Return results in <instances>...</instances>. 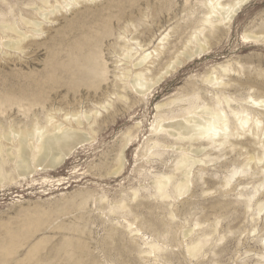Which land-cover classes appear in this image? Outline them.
<instances>
[{"label":"rangeland","instance_id":"rangeland-1","mask_svg":"<svg viewBox=\"0 0 264 264\" xmlns=\"http://www.w3.org/2000/svg\"><path fill=\"white\" fill-rule=\"evenodd\" d=\"M8 1L12 2L17 15L18 1ZM117 1H89L69 13L62 11L51 15L54 22H43L46 35L27 39L25 43L38 44L40 48L33 46L20 54L0 47V91L17 90L36 79L46 81V76L57 68H51L50 53L42 42L47 44L51 38V45L54 41L67 40L66 37L76 35L85 26L108 21L109 8ZM200 1L203 0H189L188 3L186 0H171L166 10L157 14L155 19L148 17L147 24L137 28L132 35L144 41L151 35L148 33L151 29L153 38L147 48L149 52L158 45L162 35L170 33V41L174 42L177 27L186 26L189 21L202 16ZM152 4L154 8L159 5L155 1ZM139 5L141 7L135 9L127 7L126 12L131 14L134 11L138 15L140 10L145 9L146 0ZM19 7L21 9V5ZM3 17L9 22V6L0 2V20ZM229 29L222 27L218 37H210L204 54L194 56L177 72L168 74L159 85L147 92L145 100L129 90L131 102L120 100L116 95L105 101L103 94L112 89L116 81L114 76L122 65L117 63L119 58L110 52L109 45L103 51L110 71L109 81L97 93L89 90L84 82H80V88L73 91L71 87L77 84L69 75L56 71L57 79L44 87L48 104L46 102L44 111L41 107L35 109L39 114L38 122L42 126L47 124L43 112L53 114L54 123L65 121L66 114L71 112L90 115L89 120L82 119L85 128L95 119L98 122L93 125L94 135L86 133L90 140L76 147L57 168L40 165L37 169L32 168L35 171L26 178L20 176L21 170L15 169L8 156L9 148L12 149L15 144L13 133L8 132L2 139L6 153L0 156L4 171V180L0 181V247L13 241L16 248L14 260L5 264H68L63 259V250L69 244L85 249L86 263L92 260L97 264H257L259 261L264 264V211L259 216L257 212V203L264 201L263 176L256 172L254 165L251 175L237 176L232 185H226V177L235 167H230V162L237 158L239 163L235 168L239 167L247 159L245 149L234 151L229 146L224 149L208 146L206 152L200 155L208 163L204 166L206 172L201 174L203 178L197 177L200 168L197 165L190 192L170 201V205L158 198L153 188L157 176L168 173L173 175L174 181L182 179V173L173 168L180 152L164 147L153 148L157 137L153 126L169 112L168 108L159 110V104L184 97L194 86L201 87L203 97H209L204 90L209 88L211 91V87L204 80L212 75L230 83L229 89L225 90L228 94L231 92L239 96L248 92L243 89L235 93L239 82L246 86L251 84L255 89L254 95H264V0H250L234 16ZM246 34H255L263 39L251 41L244 38ZM226 67L230 72L221 70ZM124 92L121 90L122 94ZM108 103L112 106L106 111L103 106ZM185 105L178 103L173 110L178 112ZM232 106L235 107V104ZM35 112L25 114L15 107L0 116V125L6 132L10 126L31 125L36 119ZM171 123L173 121L163 124L167 126ZM158 136L160 141L173 146L174 138H167L162 133ZM241 140L246 141L245 138ZM121 157L123 169L116 174ZM263 166L264 161L259 167ZM134 192L139 193L136 200ZM240 193L245 195L240 196ZM251 195L256 197L249 202ZM123 205H128L137 215H130L129 209L122 211ZM122 219L143 228L147 242L140 236H132L126 228L127 221ZM153 225H156V230L151 228ZM152 241L162 247L157 260L155 256L146 257L137 253L138 249H148L146 243ZM38 243L43 245H40L37 256L30 258L29 251ZM193 243H200L202 248L192 258L187 253V247Z\"/></svg>","mask_w":264,"mask_h":264},{"label":"bare ground","instance_id":"bare-ground-1","mask_svg":"<svg viewBox=\"0 0 264 264\" xmlns=\"http://www.w3.org/2000/svg\"><path fill=\"white\" fill-rule=\"evenodd\" d=\"M17 1L18 11L17 15H15L16 11L12 2L0 0L2 4L5 2V4L9 6L10 14L9 22H6L7 20L4 17L0 20V47L20 52V54L33 46H35V48L39 46L38 48H40L38 44L33 45L25 43L27 39L41 37L44 34L46 35L43 22L45 21L47 24L50 23L49 21L52 20L50 18L51 15L60 14L62 11L69 13L73 9L76 10L82 3L88 4L89 1L95 2V0ZM141 1L142 0H118L115 5L109 8L110 13L107 16L109 19L108 21L106 20L102 24L96 23L91 27L85 26L76 35L73 36L71 34L66 37L68 38L67 40H64L65 38L59 42L53 40L54 43L51 45L49 43V39L51 38L48 39L47 44H45V41L42 42V45L45 46L50 53L51 68L53 66V68H57V70L48 74V76H46V81H38L36 79L27 84V86L25 85L17 90L0 91V116L7 114L9 110L15 107L25 114L33 111L35 112L37 107H41L44 111L46 102L48 101L46 97L47 91L44 90V87L47 83H51L53 80L57 79L58 75L56 71L58 74L62 71L69 75L70 79L77 84L71 87L73 91L80 88V82H84L89 90L92 89L97 93L103 88V84H107L109 81L110 71L103 52L106 45L110 46V52L118 56L119 61L117 63H122V65L118 68V74L114 76L116 81H114L112 89H108V91L103 94L105 101H108L107 99H109L111 95L119 96L120 100L124 99L127 101L129 100V92H127L129 90L138 95L140 99L145 100L146 97H148L147 92L159 85L168 74L177 72L187 60L192 59L194 56L202 53L204 54L208 48L209 38L211 37L214 39L218 37L219 35L217 36V34L222 27L230 30L229 27L232 19L250 0L200 1L203 7L202 13L200 12L202 16L189 21L186 26L177 27L174 32L176 35V40L174 42L170 41V33H164L165 35L161 34L162 36L158 45L153 48L154 50L151 52L147 49L152 42L150 39L153 38V34L150 31L151 29H145L146 31L148 30V33H151V35H149L147 39L145 38L146 40L144 39V41L135 39L132 34L137 32V28L147 24L146 20L148 17L152 16V19H155L157 14L166 10L167 4H169L171 0H153L158 2L159 5L157 8H154L152 0H146L145 9L140 10L138 15H136L134 11H132L131 14L126 12L127 7L131 9H135L136 7L140 8L141 5H139V3ZM188 1L189 0H186L187 3ZM20 5L21 9L19 7ZM4 8L5 6L3 9ZM52 21L54 22V20ZM19 24L21 27H19ZM145 27H147V25ZM145 30H143V35L145 34ZM71 33H73V30ZM244 38L256 42L263 39L255 34H246ZM180 50H182V52H180ZM10 53L12 54V52ZM7 54L8 56L10 55L9 53ZM163 55L164 57H162ZM221 70L224 73L230 72L229 67L221 68ZM204 82L211 87V91L209 88L204 90L206 96L207 94L210 95L209 97H203L201 94V87L194 86L193 90L188 92L184 97L172 98L169 103H163L157 106L159 110L168 108L169 112L168 115H162L156 125L153 126V131L157 136L155 137L156 139H154L153 148L164 147L180 152V156L173 164V168L176 172L182 173V179L174 181L173 175L167 173L162 176H157L154 181L153 188L155 190V195L169 205L171 204L170 201H174V199L178 197H183L190 192L194 184V169L197 165H200V168L199 170L197 169L198 175H196L197 177L199 176L200 179L203 178L201 174L206 172V167L204 168V166L208 163L205 159L200 158V155L206 152L208 146L221 149L229 146V148L234 151L238 149L242 151L244 149L246 150L245 156H247V159L239 164L240 166L237 167L238 169L235 168L236 163H239L237 158H234L229 164L230 167H235H233L232 173L229 172L230 175L226 177V185L228 187L237 176L243 174L251 175L250 171L255 165L256 172L263 176L261 187L264 188V166L259 167L264 161V95H254V87H252L251 84L250 86H246L244 83L239 82L238 86L235 87V93L243 89L248 90V92L245 95L240 94L239 96L232 95L230 94L231 92L228 94L225 90L229 89L230 83L225 82L222 77L217 75L209 76ZM121 90L125 91L124 94L121 93ZM130 100L129 102H131ZM178 103H185L186 105L176 112L173 109ZM232 104H235V107H233ZM111 106L110 103H108L107 106L105 104L103 109L107 111ZM48 110L50 111L51 109ZM53 112L55 113V111ZM62 112L63 110L61 113ZM43 114L47 121L45 126H42L40 122H38L39 114L36 112L34 115V118H36L35 122L32 121L31 125L27 124L19 128L10 126L7 127V132L5 128L0 125V156L6 153L2 144V139L6 138L8 132L13 133V142H15V144L13 146L10 144V147L12 146L13 148H9V154L8 152L7 154L12 162H14L15 169H19V172L21 170L20 176H22V178L29 176L35 171H32V168L37 169L40 165H45V167L52 169L57 168L76 147L90 140L86 133L94 135L95 131L93 125L98 122V119H95L93 123L88 125V128H85L82 119L89 120L90 115L87 116L88 114H72L71 112V114H66V119L64 118L65 121H59V123H54L55 117L53 114L47 112H43ZM97 114L96 112L95 115ZM69 117L72 118H70L71 120H74L73 122H75L76 125H74L71 120L68 121ZM168 121H173V123L165 126L163 123ZM88 130L90 132H88ZM159 133L164 134L167 138H174L175 141L173 146L166 145L167 143H165V141H160L158 136ZM242 138H245L246 141L241 140ZM204 142H206V144ZM117 169L116 174L123 169L122 157L119 158V168ZM3 180L4 171L0 165V181ZM133 195L136 200L139 193L134 192ZM244 195V193H240V196ZM237 196H239V194ZM255 197L256 195H251V197H249V202ZM168 204H166V206H168ZM129 208L128 205H123L121 210L126 212ZM263 211L264 201H259L257 203L258 216ZM135 212V210L129 209L130 215H137ZM171 212L173 213V211ZM125 221H127L126 228L132 236H140L146 240L143 228L135 227L136 223L134 224L128 220ZM155 227L156 225H153L151 228L156 230ZM113 234L112 236H114ZM19 239L21 240V238ZM145 242H147V240ZM41 244L42 243H38L31 248L28 254L30 258H35L37 256ZM146 246H148L146 250H137L140 256H155L156 258L157 254L162 251V247L155 241L146 243ZM68 247L63 250V255H65L63 259H66L68 264H97L96 261L92 262V260L90 263H86L87 261L85 258L88 257L82 246L75 247L69 244ZM201 248L202 246L200 243H193L191 246L187 247V253L193 258L200 252ZM119 253L120 252H118V255ZM59 254H61V252ZM15 255L16 248L13 241L7 246L0 247V263L5 264L9 262ZM43 264L50 263L44 262ZM257 264H262V261H259Z\"/></svg>","mask_w":264,"mask_h":264}]
</instances>
